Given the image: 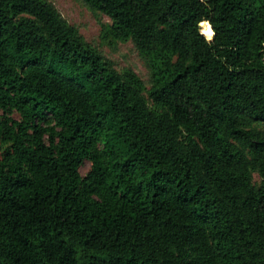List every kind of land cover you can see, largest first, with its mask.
<instances>
[{
  "label": "trees",
  "instance_id": "1",
  "mask_svg": "<svg viewBox=\"0 0 264 264\" xmlns=\"http://www.w3.org/2000/svg\"><path fill=\"white\" fill-rule=\"evenodd\" d=\"M80 1L150 88L0 0V264H264V0Z\"/></svg>",
  "mask_w": 264,
  "mask_h": 264
},
{
  "label": "rangeland",
  "instance_id": "2",
  "mask_svg": "<svg viewBox=\"0 0 264 264\" xmlns=\"http://www.w3.org/2000/svg\"><path fill=\"white\" fill-rule=\"evenodd\" d=\"M51 3L67 23L74 27L84 43L99 53L106 64L121 74L125 70L135 73L143 82L145 89L150 88L151 72L147 58L139 54L134 44L129 41L114 39L109 29L112 21L105 15L91 11L80 0H46ZM147 99L146 94H144ZM150 104V102H148ZM260 131H264V124H254ZM4 147L0 145V159ZM90 169V164L85 162L80 169L84 176ZM253 185L257 187L261 180L257 173L252 174Z\"/></svg>",
  "mask_w": 264,
  "mask_h": 264
}]
</instances>
